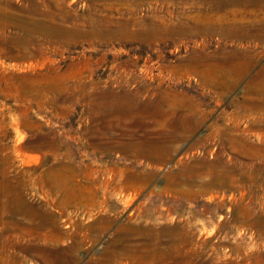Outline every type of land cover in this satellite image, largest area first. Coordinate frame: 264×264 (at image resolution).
<instances>
[{
  "label": "rangeland",
  "instance_id": "rangeland-1",
  "mask_svg": "<svg viewBox=\"0 0 264 264\" xmlns=\"http://www.w3.org/2000/svg\"><path fill=\"white\" fill-rule=\"evenodd\" d=\"M0 264H264V0H0Z\"/></svg>",
  "mask_w": 264,
  "mask_h": 264
}]
</instances>
